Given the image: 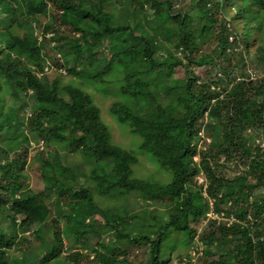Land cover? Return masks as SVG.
I'll return each mask as SVG.
<instances>
[{
  "label": "trees",
  "instance_id": "obj_1",
  "mask_svg": "<svg viewBox=\"0 0 264 264\" xmlns=\"http://www.w3.org/2000/svg\"><path fill=\"white\" fill-rule=\"evenodd\" d=\"M147 1L0 0V264H127L140 247L131 264H264V0ZM65 76L114 97L109 115L168 182L133 176L134 153ZM19 118L50 148L39 192Z\"/></svg>",
  "mask_w": 264,
  "mask_h": 264
},
{
  "label": "rangeland",
  "instance_id": "obj_2",
  "mask_svg": "<svg viewBox=\"0 0 264 264\" xmlns=\"http://www.w3.org/2000/svg\"><path fill=\"white\" fill-rule=\"evenodd\" d=\"M188 1L189 0H181L180 2H188ZM144 3H145V8H147L148 7V1L144 0ZM126 5H128V4H126ZM124 8L126 9V12L129 15L135 17L134 19L141 16L140 15L141 11H138L136 14H132L130 11V7L124 6ZM33 12H35V9L33 7H31L27 11V14H30ZM34 22L36 24L38 23L40 26H43V24L41 23V18L38 15L36 16ZM115 24H120V25L125 24L123 15L121 13L116 15ZM200 25L201 24H199V23L195 24L196 27H199ZM43 31H44V29H43ZM43 31L40 33V35H38V39L41 42H42V39H44ZM45 36H49V34H47ZM99 49L100 50L103 49L104 54H106L107 49L105 47V43L100 45ZM41 50H42L41 51L42 52V60H41L42 71H43L44 67H46L49 71L51 69V67L53 66V64L50 61L52 59L58 60V55H57V53L54 52L51 42L42 44ZM250 52H252V51H250ZM57 63H59V61H57ZM204 71H205L204 66L196 69V73L199 75H202L204 73ZM246 71L247 70H245V71L238 70L236 72V75L248 74V73H246ZM249 71H250V69H249ZM174 72H175V74H174L175 77L179 78L183 75V69L181 67H178L177 69H175ZM51 77H53V75L49 76V78H51ZM63 81L64 82H67V81L70 82L71 81L72 83H74L75 85H78L81 89L88 92L92 96L93 102L99 108V111H100L99 115H100L101 120L108 127V130H109L110 135H111V141L116 143L117 145L129 150V151H132L134 153V155L136 156L137 163L133 166V176L134 177H138V178H142V179H151V180H156V181H160V182H168L169 177L167 176V174L164 171L159 170L156 167V165L151 160H149L148 156L143 154L139 150L138 144H139L140 140L138 139V137L135 135L129 134L126 129H123L124 127L121 128L120 126H118L114 122L112 117L109 115L108 107L111 104V102L114 101L113 96L108 97L105 94L101 95L91 85L87 84L86 82H84L81 79L78 80V79L72 78L71 76H65L63 78ZM9 102H10V100L7 99L6 103L8 104ZM24 120H25V118H24ZM24 120H23V118H19L16 121V126H17L16 136L17 137L19 136L18 140H16V144L20 143L22 146L24 144H29V147L27 148V162H29V163L27 164V168H25V170H24L25 175L27 177V179L25 180V184L33 192H39L43 189V184H42V180H41V176H40V165H39V164H41V155L39 154V152H42V153L48 152L50 150V148H48V146L45 144L42 145L40 143V140L33 139L32 136H30V134L26 131V126H25ZM27 141H28V143H27ZM42 148H43V150L40 151ZM75 159H76L75 163L78 164L79 158H77V156H76ZM94 198H95V200L99 201V199L96 196H94ZM134 202L136 204L135 207L140 206L141 202L139 200L134 199ZM95 218H96V216H92L91 218L87 219L86 222L87 221L91 222ZM85 239H86V242H88V243H85L84 248H82L81 246L76 247V252H81L84 255H88L89 252L91 253V250L94 249L96 239L92 238L90 236L85 237ZM102 240H104L105 242L110 241L109 243H111L110 234L105 235L102 238ZM31 243H35V241H33L31 239ZM199 249H200V245H197L196 247L190 249L188 251V253L193 255ZM13 250H16V249L13 248ZM142 250H143V247L131 249L130 252L128 253L129 256H128L127 264H131V262L137 263L138 260H134V258H137L138 256H140ZM176 254H177V252H174L172 254V256H174V257H172V259H171V261H172L171 264H178L177 258L175 257ZM89 258L91 259V256ZM90 259L88 261H91ZM86 262H87L86 259L80 260L79 264H90V263H86ZM67 264H74V263L67 262Z\"/></svg>",
  "mask_w": 264,
  "mask_h": 264
},
{
  "label": "built area",
  "instance_id": "obj_3",
  "mask_svg": "<svg viewBox=\"0 0 264 264\" xmlns=\"http://www.w3.org/2000/svg\"><path fill=\"white\" fill-rule=\"evenodd\" d=\"M50 70H51V69H50ZM50 70H49V71H50ZM43 71H44V72H49L48 69H47L46 67L43 68ZM198 182H201V179H198Z\"/></svg>",
  "mask_w": 264,
  "mask_h": 264
},
{
  "label": "clouds",
  "instance_id": "obj_4",
  "mask_svg": "<svg viewBox=\"0 0 264 264\" xmlns=\"http://www.w3.org/2000/svg\"><path fill=\"white\" fill-rule=\"evenodd\" d=\"M38 38V37H37ZM39 40V39H38ZM52 44V43H51ZM58 55V54H57ZM44 72V71H43ZM41 143V142H40Z\"/></svg>",
  "mask_w": 264,
  "mask_h": 264
}]
</instances>
